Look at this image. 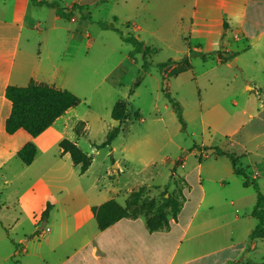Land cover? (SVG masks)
Returning a JSON list of instances; mask_svg holds the SVG:
<instances>
[{
    "label": "crops",
    "instance_id": "0c3cea01",
    "mask_svg": "<svg viewBox=\"0 0 264 264\" xmlns=\"http://www.w3.org/2000/svg\"><path fill=\"white\" fill-rule=\"evenodd\" d=\"M41 1L55 0H0V264H258L257 255L264 242L249 238L257 221L248 220L247 209L234 206L250 198L252 186L242 184L243 178L234 173L225 156L211 154L213 160L196 162L188 171H196L193 183L187 175L179 176L182 184H188L184 195L170 183L165 196L170 193L176 197L180 208L175 217L167 214V226L150 231L145 215L140 213L101 230L91 207L119 194L127 195L159 168L155 166L145 175L137 172L124 184L114 179L108 187H104L106 182L100 177L87 176L89 167L84 173H79L73 163L63 169L59 159L70 157L61 152L59 141L68 138L77 142L73 128L78 119L71 117L72 107L34 137L22 128L8 134L5 120L11 104L5 89L34 81L78 94L73 82L86 84L89 80L81 67L90 53L91 42L102 31L110 30L96 23L101 9L107 11L101 21L117 28V24L126 28L131 24L139 38L166 40L181 34L182 26L177 25L185 22L184 38L192 43L180 52L185 56L191 50L214 54L212 59L190 56L189 67L177 74L190 71L192 77L199 78L215 70L232 73L221 83L226 87L222 93L210 98L205 106L200 104L201 127L224 138L223 149L234 151L250 169L248 177L261 188L264 0H56L58 7ZM73 4L87 8L85 12L91 19L81 16L77 9L66 17L58 13V8ZM177 5L189 6L183 17L177 15ZM81 46L85 47L84 54ZM199 66L200 74H196L195 67ZM167 85L170 87L169 81ZM27 142L36 147L28 165L17 156ZM201 146L208 145L201 142ZM185 161L184 157L180 164L185 165ZM175 162L172 160V164ZM112 168L106 175L114 177L115 170L122 172L117 160H113ZM202 175L208 185L215 186L207 201ZM35 188L40 189L39 193ZM47 203L48 216L38 226ZM220 206L223 208L217 210ZM23 214L28 217L27 225L22 223Z\"/></svg>",
    "mask_w": 264,
    "mask_h": 264
},
{
    "label": "rangeland",
    "instance_id": "374dc122",
    "mask_svg": "<svg viewBox=\"0 0 264 264\" xmlns=\"http://www.w3.org/2000/svg\"><path fill=\"white\" fill-rule=\"evenodd\" d=\"M184 7L176 6L177 15L184 16V9L188 10L189 6ZM106 15L107 11L101 9L97 18L101 20V17ZM129 25L130 27L126 28L124 24H117L124 32L134 34L131 24ZM179 25L182 26L181 34L171 36L166 40H157L148 36L139 38L153 49L146 55L145 60L140 53H132V46L122 41L117 32L102 31L103 34L96 36L95 41L91 42L90 53L84 61L85 65L81 67L83 76L89 75V80L86 81V84L79 80L73 82V84H77L75 91L78 94L75 95L79 97L80 102L72 107L73 115L71 117L84 122V131L81 135L75 134L77 141L75 143L91 157L87 176L100 177L106 182L104 187H108V182L112 183L114 179H120L124 184L125 181L129 182L131 176L137 172L145 175L148 171L154 170L155 166L159 168L157 173L146 177L145 183L133 188L136 190L142 187L137 211L144 215L150 214L153 208L165 198L168 188H164V184L169 181L170 176H175L172 183L175 184V189L181 190L184 195L187 193L188 184L187 181L182 184L179 176L184 178L187 175V180L193 183L196 179V171L193 170L189 173V169L199 160L204 162L208 159L205 162H209L214 159V155L201 146V142L208 146V143H211L213 146L224 148L222 146L223 137L218 133H211V130L206 126L202 129L199 107L200 104L205 106L210 98H214L226 89L225 85L221 83L228 80L232 73L226 74L221 70H215L202 77L194 78L192 77L194 75L187 71L179 75L166 76L163 80L165 73L162 71L164 68L161 69L159 65L167 61H174L171 60L174 57L182 59L185 55L180 51L186 50L189 46L190 41L188 42V39L184 38L186 23L181 22L177 26ZM82 47L81 53L84 54L85 47ZM109 48L114 50L105 51ZM202 54H205L206 58L212 59L214 52H202ZM195 56L202 58L200 55ZM125 57L127 58L117 68H113L115 63ZM179 60L174 62L177 63ZM143 63H146L145 67H142ZM170 65H167L165 70ZM195 68L197 71L194 72L200 74L201 67ZM112 69H114L112 74L107 79H103ZM140 74H142L141 80L137 86L132 88ZM168 81L170 87L167 85ZM240 81L243 80L240 78ZM163 87H166L169 94L182 107V117L185 122L183 129L163 93ZM130 89H133L131 94L129 93ZM118 99H125L128 102L126 119L120 124V131L110 146L98 147L107 132L118 125L110 115L112 106ZM224 150L234 153L231 148ZM186 152L193 153L187 155ZM184 157L185 165H181L180 161ZM223 158L229 161L226 156ZM239 159L238 157L237 166L242 168L248 176L251 172L250 169ZM113 160L119 161V168L122 171L115 170L114 177L106 175L107 171L114 170L112 168ZM172 160H176V162L172 164ZM59 162L63 169L71 167L72 164L67 156L59 159ZM205 166L204 164L202 169L203 175ZM239 179L242 180L241 177ZM203 185L207 193V201L209 191H214L215 186L208 185L205 180H203ZM35 189L36 193H39L40 189ZM259 189L264 194V185ZM249 190L252 192L250 198L242 199L234 206L239 210L247 209L250 214L255 203V191L252 187ZM128 194H119L115 196V200L123 204ZM222 208L223 206H220L217 210ZM250 216L247 217L248 220H256ZM27 218L25 214L21 217L22 223L25 225L28 223ZM41 219L38 226L44 222V219ZM261 241L264 242V239ZM257 257V263L264 264V248H260Z\"/></svg>",
    "mask_w": 264,
    "mask_h": 264
},
{
    "label": "trees",
    "instance_id": "16d2710c",
    "mask_svg": "<svg viewBox=\"0 0 264 264\" xmlns=\"http://www.w3.org/2000/svg\"><path fill=\"white\" fill-rule=\"evenodd\" d=\"M40 3H46L50 6L58 7L57 1L47 2L41 1ZM74 9L85 18L91 19L85 11L87 8H83L81 5L73 4L69 8H58V13L63 16H69L74 13ZM103 29H110L119 34L121 40L129 43L132 46L133 52L140 53L143 59L153 49L146 45L145 42L139 39L138 36L124 32L123 30L114 26L111 22L97 21L96 22ZM200 55L203 59L206 58L205 54L200 52L190 51L189 55L180 59L177 63L174 61H167L160 64V68L163 69V80L166 76L176 75L177 73L185 70L189 67L188 58L190 56ZM146 63H143L142 67H145ZM172 64L168 70L165 67ZM142 78V74L138 75L134 81L132 88L138 85ZM133 89H130V94ZM163 93L167 97L176 117L182 127H185V122L182 117V107L179 102L169 94L166 87H163ZM5 97L11 104V110L8 117L5 120V130L8 134L13 133L19 128L24 129L32 137L38 135L53 121L62 115L67 109L75 107L80 99L73 92L64 88H57L42 83H35L30 81L25 86L8 85L5 89ZM128 102L125 99H118L112 106L111 118L117 121L118 125L111 128L104 140L98 145V147L110 146L113 139L118 135L120 131V124L126 119ZM137 117L138 114L136 113ZM76 135H81L84 131V122L78 121L74 128ZM58 147L62 153H68L73 165L78 166L79 173H84L91 163V157L82 151L78 145L67 139L63 138L59 141ZM206 150H209L211 154L226 156L233 168L235 174L240 175L243 178L242 184L244 186H252L255 191V203L250 210V215L254 217L257 222L254 228L249 233L251 239H264V194L260 191L257 182L250 179L242 168L237 166L238 157L235 153L229 150L221 149L218 146H204ZM36 147L33 142L25 143L18 151L17 156L23 164H30L35 156ZM173 176L167 183L164 184V188H168L173 180ZM142 187L131 190L121 204L114 198L109 199L98 205L91 207L92 215L96 221L98 229H104L124 217L135 218L140 212L137 211V206L141 200ZM180 208L179 200L172 194L168 193L167 196L157 204L150 214L145 215L146 226L150 231L163 228L168 225L167 214L175 217ZM50 209V204L47 203L44 210L41 212V218L46 219Z\"/></svg>",
    "mask_w": 264,
    "mask_h": 264
},
{
    "label": "water",
    "instance_id": "95a60500",
    "mask_svg": "<svg viewBox=\"0 0 264 264\" xmlns=\"http://www.w3.org/2000/svg\"><path fill=\"white\" fill-rule=\"evenodd\" d=\"M43 224V223H42Z\"/></svg>",
    "mask_w": 264,
    "mask_h": 264
}]
</instances>
